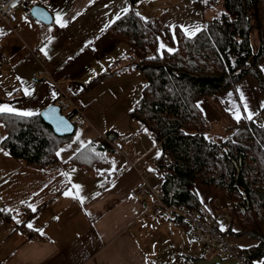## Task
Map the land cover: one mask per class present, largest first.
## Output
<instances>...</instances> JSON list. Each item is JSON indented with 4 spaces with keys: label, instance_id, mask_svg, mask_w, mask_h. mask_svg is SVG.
Instances as JSON below:
<instances>
[{
    "label": "crops",
    "instance_id": "crops-1",
    "mask_svg": "<svg viewBox=\"0 0 264 264\" xmlns=\"http://www.w3.org/2000/svg\"><path fill=\"white\" fill-rule=\"evenodd\" d=\"M24 1L16 10L15 23L8 24L0 16L4 31L0 56L6 57L5 63L0 58V107L11 108L15 114H39L56 106L64 93L81 110L86 125L76 127L48 170L19 162L0 148V264L208 262L203 251H210L189 234L183 222L155 216L148 210L154 202L150 195L143 199L130 196L140 183L161 186L163 178L155 163L158 142L129 115L147 81L138 70L129 68L128 45L108 31L130 10L128 0ZM139 3L133 9L142 19H158L162 25L157 36L160 49L172 50L175 28L186 36L202 28L204 14L198 0H169L163 12L151 17H145L148 8L139 9ZM34 5L50 13L51 24L31 16ZM58 14L63 27L57 23ZM109 71L114 74L89 86ZM235 89L241 110L232 91L222 96V102L233 118H243V114L254 120L264 109L257 82L247 77ZM198 105L211 132L216 133L213 123L221 124L220 117L207 100ZM96 139L121 142L127 156L112 148L104 156V165L86 170L66 165ZM66 192L82 197L83 203ZM198 195L200 205L212 216L227 212L224 198L211 202L207 192ZM229 220L220 221V230L226 231ZM232 238L238 252L256 245L246 237Z\"/></svg>",
    "mask_w": 264,
    "mask_h": 264
},
{
    "label": "trees",
    "instance_id": "trees-1",
    "mask_svg": "<svg viewBox=\"0 0 264 264\" xmlns=\"http://www.w3.org/2000/svg\"><path fill=\"white\" fill-rule=\"evenodd\" d=\"M140 1L128 0L130 10L108 31L128 45L129 68L147 81L129 115L159 144L155 163L163 178L164 201L191 211L200 205L199 191L207 192L211 202L224 198L230 220L220 233L255 241L254 247L239 252L242 263L264 264V125L233 118L221 99L247 77L257 82L264 98V0H223L224 12L204 21L194 35L175 28L172 50L158 48L162 25L136 13L133 7ZM252 29L256 53L250 44ZM112 74H102L89 86ZM203 99L219 114L221 133L211 134L198 105ZM72 114L66 117L71 120ZM0 124L5 132L0 148L39 168L55 161L77 129L71 136L57 137L40 113L0 112ZM110 141H91L66 165L83 170L104 165V156L113 151Z\"/></svg>",
    "mask_w": 264,
    "mask_h": 264
},
{
    "label": "built area",
    "instance_id": "built-area-1",
    "mask_svg": "<svg viewBox=\"0 0 264 264\" xmlns=\"http://www.w3.org/2000/svg\"><path fill=\"white\" fill-rule=\"evenodd\" d=\"M24 0H0V16L8 24L15 23L16 10L24 5ZM2 62H6L5 55H1ZM41 77L42 73H38ZM56 106L63 115L72 114L70 120L75 127H83L86 121L81 110L76 104L69 100L64 93L62 99L58 101ZM110 146L122 155H125L124 146L119 141L110 143ZM134 166L135 163H130ZM53 167V162L43 166L45 170ZM154 198L153 204L148 208L155 216L167 217L183 222L188 229L189 234L196 239L206 250L214 253H221L225 256L226 261L235 262V264H243L239 252L226 236L220 233L219 223L221 220L230 219L229 213H219L212 216L203 208L202 205L194 210L187 211L181 206L169 205L164 201L165 193L160 185L147 186L141 183L137 185L131 192L130 196L135 199H143L147 196Z\"/></svg>",
    "mask_w": 264,
    "mask_h": 264
},
{
    "label": "rangeland",
    "instance_id": "rangeland-1",
    "mask_svg": "<svg viewBox=\"0 0 264 264\" xmlns=\"http://www.w3.org/2000/svg\"><path fill=\"white\" fill-rule=\"evenodd\" d=\"M168 2H169V0H142V2H140L137 6H138V8L146 6L148 8V12H146L145 17H151V16L156 15L158 12L159 13L163 12L165 10L164 7L165 6L167 7L169 5V4H167ZM199 9L204 14L203 15L204 21H211L215 17L219 16L220 13L224 12L223 0H200ZM250 44H251L252 52L256 53L257 52V37H256L255 29H252L250 32ZM262 69L264 72V62L262 63ZM235 90L232 91L233 96H234V100H235V103H236L238 109L241 110V103L237 99V96H236L237 94H236ZM214 112L219 116V114L215 110H214ZM258 113L259 114H257V116L255 117V119L253 121L258 125H264V109ZM241 117H246V116L241 114ZM213 124H214L213 132L221 133V124H216V123H213ZM216 133L211 132L212 135H215ZM4 136H5V132L3 130L2 125L0 124V141L4 138ZM208 207L210 209H212V211H213V208L210 204H208ZM227 238L233 245H237L235 238H232V237H227ZM203 254L205 255V258L207 259V261H209V262L211 261L213 256L219 257L222 261L224 260V255H222L220 253H219L220 255H217L213 252L206 253L205 251H203Z\"/></svg>",
    "mask_w": 264,
    "mask_h": 264
},
{
    "label": "water",
    "instance_id": "water-1",
    "mask_svg": "<svg viewBox=\"0 0 264 264\" xmlns=\"http://www.w3.org/2000/svg\"><path fill=\"white\" fill-rule=\"evenodd\" d=\"M30 14L35 20L42 24L49 25L52 23L50 13L40 5L32 6ZM40 117L42 121L52 129L57 137H66L74 134V124L61 113L57 106L51 105L43 109L40 112ZM237 177L238 174L236 175L235 183L237 182ZM205 264H235V262L222 261L219 257H214L210 262H205Z\"/></svg>",
    "mask_w": 264,
    "mask_h": 264
},
{
    "label": "snow or ice",
    "instance_id": "snow-or-ice-1",
    "mask_svg": "<svg viewBox=\"0 0 264 264\" xmlns=\"http://www.w3.org/2000/svg\"><path fill=\"white\" fill-rule=\"evenodd\" d=\"M57 23H59L62 27L65 26L64 22L62 21V19L60 18L59 14L57 15ZM4 31L3 29H0V35H3ZM12 111L11 108H6V107H0V112H10ZM25 115H30V113H24ZM249 119H251V116L248 117ZM237 120L240 119V116L236 117ZM77 190H79L81 188L80 185H75L74 186ZM66 196H72V198H77L80 199V202L83 203V198L79 197L78 195H74L72 192H66L64 193ZM31 207V206H30ZM0 211H3L2 209H0ZM32 211H35V208H32ZM28 227H32L31 224L28 225Z\"/></svg>",
    "mask_w": 264,
    "mask_h": 264
}]
</instances>
